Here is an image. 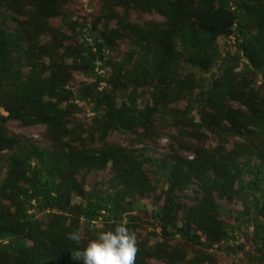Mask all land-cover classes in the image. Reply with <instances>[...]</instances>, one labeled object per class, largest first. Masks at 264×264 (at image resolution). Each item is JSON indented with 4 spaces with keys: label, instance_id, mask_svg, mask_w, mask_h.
<instances>
[{
    "label": "trees",
    "instance_id": "1",
    "mask_svg": "<svg viewBox=\"0 0 264 264\" xmlns=\"http://www.w3.org/2000/svg\"><path fill=\"white\" fill-rule=\"evenodd\" d=\"M68 3L69 0H0V109L4 112L0 111V152L7 150L9 153L0 198L10 204L8 209L0 211V264H9L16 252L27 249L31 264L40 261L43 264H80L71 259L70 252L86 244V235L77 246L67 239V233L82 229L94 238L101 231L97 222L121 217L132 207L115 202V197L105 191L97 196L95 191L84 190L75 174L103 169L111 163L112 169L117 171L115 178L125 184L126 196L151 190L140 161L121 147L108 145L104 139L111 130L119 129H142L140 134L148 136L154 113L169 107L183 95H191L194 90H199L198 97L190 96L184 110L169 108L171 121L186 133H191L187 129L191 127L194 131L192 139L202 142L203 131L221 140L231 136L254 138L259 160L238 162L242 156L255 153L250 143H238L225 151L194 145L191 159L179 158L186 169L180 164L170 167L155 159L151 161L168 167L170 189L188 184L192 179L199 182L198 188L205 196L189 208L188 219L201 229H209L210 233L216 234L225 227L219 217L226 209L213 193L242 199L241 192L250 191L253 199L242 200L247 211L254 204L256 212L251 215V220H243L252 225V234L244 233L254 250L249 255L250 260H262L264 257L259 252L264 250V227L258 215H264V200H259L257 195L264 185V0H102V26H108L111 19L117 18V8L127 12L125 15L133 10L157 14L162 20L153 18L143 23L123 20L120 29H105L100 34L90 29V42L86 40L59 53L57 50L62 46L56 27L46 20L61 17L71 25V12L66 10ZM3 8H9L19 16L24 12L26 22L22 21L21 27L9 28ZM13 21L19 22V19ZM83 28L84 25H79L81 32ZM43 32H52L53 39L38 44ZM125 37L128 48L119 59L116 56L113 60L109 51L116 39ZM221 37L228 39L226 42L230 43L225 48L230 49H220L218 39ZM39 55L48 58V71L43 74L41 68V74L24 78L23 58L34 70L38 68L34 60ZM110 62V87L99 89L106 74L98 73L96 69L104 68ZM241 62L246 66L244 74L236 71ZM74 72L92 78L90 84L82 86L78 97L90 100L94 118L102 123L98 136L91 138L93 143L102 144L99 150H78L70 144L64 148L67 145L64 139L72 131L69 110H74L73 100L78 98L70 86ZM247 75L260 77L262 83L256 86ZM127 88H132L128 93L132 102L119 107L117 91ZM147 89H150L153 104L139 109L136 99ZM64 99H71L72 103L62 108ZM230 101L237 102L240 107L233 108ZM193 103L197 104L200 113L198 122L190 116ZM9 120L46 125V134L56 140L62 150L24 144L20 135L7 130ZM248 175L253 178L248 179ZM18 181L25 185L22 190L16 188ZM72 193L80 196L79 203H71ZM168 199H165L168 208L164 210L161 222L163 234L168 237L178 235L185 241L198 243L203 249H211L213 241L203 242L192 230L171 224L172 219H176V207L171 203L172 199L169 202ZM36 208L43 212L45 220L34 218ZM10 209L14 214H3ZM159 213L152 214L154 221L149 223L150 226L154 227L159 220ZM68 218L69 225L66 224ZM128 218L126 226L134 231L136 216ZM151 234L157 235L154 231ZM227 234L223 238L229 239ZM25 238L42 245L36 256L26 246ZM164 249L162 245L155 251L146 248V253L150 257L173 258L179 264H217L211 256L199 262L186 260L185 253L179 250L172 253L175 257L167 255ZM37 256L39 262L33 260ZM135 264L150 263L135 257Z\"/></svg>",
    "mask_w": 264,
    "mask_h": 264
},
{
    "label": "rangeland",
    "instance_id": "2",
    "mask_svg": "<svg viewBox=\"0 0 264 264\" xmlns=\"http://www.w3.org/2000/svg\"><path fill=\"white\" fill-rule=\"evenodd\" d=\"M102 0H69L68 5L66 6V10L71 12V25H68L61 17L51 18L49 17L46 22L50 24L53 28L56 27V35L58 40L61 41V46L59 53L64 50V48L71 47L74 45H80L86 40L90 42L89 32L94 31L98 34L102 32V30L109 31L111 28H121L123 20H130L131 22H139L143 23L150 19H156L158 21L162 20L161 16L152 13H140L130 10L129 15H125V12L122 8H117L116 15L117 18L111 19L109 21V25L102 26ZM6 12L5 14L8 16V20L6 26L10 28L12 27H21L22 21L26 22L27 16L23 12L22 16L17 15L14 11H10L9 8H3ZM26 11V10H25ZM100 17V20L98 19ZM18 18L19 22H14L13 20ZM100 21L98 24L95 22ZM79 25H84L82 32L79 30ZM74 27V28H73ZM27 34V33H26ZM53 39L52 32H43L40 35L39 43L44 44L47 42H51ZM219 46L223 51L225 49L226 44L230 42L228 39L219 38ZM231 41V40H229ZM128 40L127 38L116 39L112 50L109 53L112 55V59H119L120 54H122L128 48ZM26 58H23L21 64L22 68V76L26 78L28 75L35 76L44 72H47L48 66V58L46 56H38L34 60L38 65V68L34 70L26 64ZM243 62V61H242ZM236 69L241 74H244L246 71V66L242 65ZM109 65V66H108ZM106 65L109 71L106 75H104V82L101 83L102 86L109 88V77L110 72L112 71V64ZM42 68V72L40 73V69ZM183 65L181 64L180 71L183 73ZM197 70V74H198ZM207 76H210L209 74ZM247 79L255 82L256 86L262 83V79L256 76L247 75ZM70 86L72 87L73 92L78 97L81 94L83 89V85L90 84L92 78L85 77L80 72H74L72 79L70 80ZM132 88H127L122 91H117L118 100L117 104L119 107L125 105V103L132 102V98L128 97V93ZM150 89L144 91V93L140 94L136 99V103L139 109H145L147 106H152V98L149 92ZM140 90L138 89V93ZM199 90H194L191 95H183L178 101L170 103L167 108L160 109L159 112H155L153 116L152 127L149 130L148 136H143L140 134L142 129H136L135 131H122L119 130H111L105 140L108 145H116L117 147H121L123 151L133 155L138 161H140V167L145 174L147 180H149L151 184V190L144 191L139 194H134L132 196H126L125 192V184L118 182V178H115L117 175V171L113 170L111 167V163L107 164L103 169L92 170L90 172L75 174L76 180L80 183L82 188L88 192H96L97 196H101V193L105 191V194L108 193L110 196H114V200L117 203H120L127 207H132V210L128 213L121 215V217H116L111 220L104 222H97V228H100L101 231L111 229L116 223L123 222L127 223L129 218L128 216H136V220L133 222L134 231H131L136 236V253L137 260L144 259L145 263L150 264H179L173 258L169 259V257L160 258V257H150L146 253V248L149 251H155L156 248L160 245L165 247L163 250L167 253V255H172L173 252L182 251L185 253V259L192 260L195 259L197 261H202L204 257H212L213 260L217 264H264V258L258 262H252L250 260V254L254 252L253 246L251 243L246 241V236L252 234V225L244 222L243 220H251V215L256 212L255 205L252 204V207L247 211L246 206L244 205V201H250L253 197L250 195V191H242L241 196L242 199H238L236 196L232 195H220L219 193H213L215 198L218 199L220 204L226 209L225 213L220 214V221L225 224V227L222 228L223 231L218 230L216 236L214 237L212 233H210L209 229H201L196 223L188 219V210L192 205H196L199 200H201L205 195L204 192L198 188L199 182L195 179H192L188 184L181 185L170 189L169 181H168V167L162 164H154L151 159L158 160L160 163H167L170 167L179 165V158H187L191 159L194 156L193 148L194 145L197 147H206L210 149H222L225 151L231 150L238 143H250L253 147L254 154L249 153L247 156H242L237 161L251 163L259 160L256 152L257 140L251 138L249 140L244 137H229L226 140H221L219 137L214 134L205 132V136H200V140L192 139L193 130L191 127H188V132L186 133L184 129L180 125H175L171 121L170 114L168 112L170 109H180L184 110L187 107L188 98L190 96L198 97ZM72 103L71 99H64L61 103V107L64 108L68 104ZM195 103V102H194ZM193 103V107L190 110V116L195 118V121L199 120V111L197 104ZM73 104H75L74 110H69L68 118L71 120V134L68 138L64 139V142L67 144L64 148L68 147V144L76 147L78 150L87 151L91 148L95 150H99L101 147V143L91 140L93 136H98V132L100 130L101 121L94 118V113L91 111V102L89 99H79V97L73 100ZM230 104L233 108H238L240 105L237 102L230 101ZM77 105V106H76ZM80 106V107H79ZM1 112H3L0 109ZM4 113V112H3ZM6 128L10 133H14L20 135L22 137V142L24 144H36L41 148H51L62 150L60 144L50 138L46 134V125L44 124H35V125H27L17 120H9L6 122ZM186 130V129H185ZM150 135V136H149ZM204 137V138H203ZM8 151L0 152V185L4 179L6 173V165L8 164ZM250 155V156H249ZM252 157V161L250 158ZM182 168L186 169V166L183 162L180 164ZM248 179H252V176H247ZM58 182L59 179H58ZM24 183L21 181L17 182L16 188L20 190L23 189ZM117 186V187H116ZM17 189V190H19ZM170 195L168 196V194ZM222 198H220V196ZM264 185L262 191L259 192L257 198L259 200H264ZM166 197L169 200L172 199L171 203L176 207V219H172L171 224H176V226H184L187 229L192 230L196 233L200 240L203 242H207L209 240L213 241V247L211 249H203L198 243H192L185 241L175 236H167L162 232L161 222L163 212L168 208L167 202L165 204ZM71 203H79L81 201L80 196L72 193ZM114 202V203H115ZM10 206L9 202L3 198H0V211H5ZM3 207V208H2ZM37 207V206H36ZM154 212L159 213V220L154 223V227L150 226V222L154 221L152 218V214ZM7 216L14 214L13 210L10 209L7 212H3ZM43 212H38L36 208V214L34 218L43 219ZM67 215V214H66ZM28 219V218H27ZM23 220V219H22ZM30 220V219H29ZM67 225H69L70 219H67ZM258 220L264 227V215H258ZM171 227V226H169ZM41 228H44L41 226ZM174 230L173 227H171ZM82 235V239L86 235L84 239L86 242L89 239H92L93 236L85 232L82 229H79ZM155 232L157 235L151 234V232ZM245 231V233H244ZM228 233L229 239L223 238V235ZM95 235V234H94ZM92 236V237H91ZM234 237V240H232ZM26 246L31 249L33 254L37 252V250L42 249V245L36 242L33 243L28 238H25ZM85 242V243H86ZM28 251V249L26 250ZM26 251L16 252L9 264H31V260L29 258V254ZM25 252V253H24ZM148 252V251H147ZM162 252L158 253L161 254ZM37 255V254H36ZM35 255V256H36ZM259 255L264 257V250L259 252ZM175 257V256H173ZM35 261L39 262V257H34ZM38 264H43L41 261ZM183 264V263H181ZM206 264H209L208 262Z\"/></svg>",
    "mask_w": 264,
    "mask_h": 264
},
{
    "label": "clouds",
    "instance_id": "3",
    "mask_svg": "<svg viewBox=\"0 0 264 264\" xmlns=\"http://www.w3.org/2000/svg\"><path fill=\"white\" fill-rule=\"evenodd\" d=\"M96 70L101 74H107L109 71L106 65L101 69L97 67ZM67 239L79 246L82 235L78 230H74L67 233ZM135 255L136 236L123 222L116 223L109 230L97 232L82 248L77 247L70 252L71 259L80 264H135Z\"/></svg>",
    "mask_w": 264,
    "mask_h": 264
}]
</instances>
